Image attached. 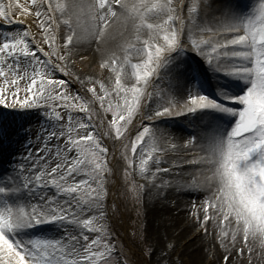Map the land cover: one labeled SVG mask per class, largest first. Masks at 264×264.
Wrapping results in <instances>:
<instances>
[{
    "label": "snow or ice",
    "instance_id": "1",
    "mask_svg": "<svg viewBox=\"0 0 264 264\" xmlns=\"http://www.w3.org/2000/svg\"><path fill=\"white\" fill-rule=\"evenodd\" d=\"M117 22L131 25L142 59L129 77L111 54L100 65L117 72L109 89L73 71L72 57ZM197 56L226 78L214 96L200 90ZM33 108L42 119L0 165V264H163L174 242L153 260L159 241L124 244L111 224L110 195L115 214L149 187L137 170L164 199L172 188L195 196L188 215L222 264L264 260V0L246 12L225 0H0V109ZM174 117L188 127L157 123ZM180 151L195 173L166 159Z\"/></svg>",
    "mask_w": 264,
    "mask_h": 264
},
{
    "label": "bare ground",
    "instance_id": "2",
    "mask_svg": "<svg viewBox=\"0 0 264 264\" xmlns=\"http://www.w3.org/2000/svg\"><path fill=\"white\" fill-rule=\"evenodd\" d=\"M226 4L232 5L236 10L241 12H246L249 10V8L252 5V0H225ZM108 35L104 38H93L91 40H82L74 49V54L72 59H75V67L81 69L84 72H93V75H97L102 73L99 70H95L93 67H95V61H97L100 57L107 54L108 49H117L119 46V43L123 40H125L129 35L133 32V29L130 24H124L123 22H117L112 24V26L107 30ZM135 42H131L129 44L123 45V53L121 54L119 51V55L123 56L124 63H126V59L130 58L132 54V45H134ZM136 52V51H135ZM134 52V53H135ZM81 56L83 59H81ZM94 62V63H93ZM107 71L110 70V68L106 69ZM85 74V73H84ZM87 74V73H86ZM226 78L218 76L216 80L214 81L213 87L221 82L225 81ZM205 88H207L205 86ZM213 91V89H212ZM215 94V91H213ZM190 117H182L183 121H188ZM1 122V120H0ZM163 124H170V123H161ZM3 125V123H2ZM170 127L173 131H177L180 128L176 125H170ZM25 132L18 133L16 131H13L12 133V139H14L13 149L6 148L4 146L0 145V165L7 167L8 164L12 161V159L15 157L13 154L14 152L18 153L22 150V135ZM177 136L181 135L180 133H176ZM182 141V140H180ZM25 142V141H24ZM196 171V165L185 168L184 169V175L187 176L188 173H195ZM174 176L176 173L173 174ZM168 192H170V195H168L167 199L163 198V195H160L157 193V190L155 188H152L151 195H153L154 202L152 204V210L150 211L152 214V219L149 217L152 222H157L158 227L162 225L163 227H170L175 224H180V226L183 227V230H189L193 233V237L195 239L190 241L189 245L186 246V248L182 251V261L183 264H195L198 258L202 255L203 252L208 247H212L215 245L217 250L220 253H223V249L219 246V244L216 243V241L210 237L202 235H197V228L194 222V219L188 215L187 212V205L188 202H190L191 197L187 194H185L184 191H177L175 188L168 189ZM157 194V196H156ZM191 209V207H190ZM193 225V229L191 231V227ZM153 226V225H152ZM156 229L153 228L154 233L159 240L161 237V226ZM166 233L170 234L168 228L166 229ZM182 234V233H181ZM180 233L178 234V237L180 238L182 235ZM191 233H188L183 237L182 239H187ZM197 237V238H196ZM188 244V243H187ZM247 254V253H246ZM175 263V262H174ZM173 261H169V264H174ZM255 264H264V260H261L259 257L255 261Z\"/></svg>",
    "mask_w": 264,
    "mask_h": 264
},
{
    "label": "rangeland",
    "instance_id": "3",
    "mask_svg": "<svg viewBox=\"0 0 264 264\" xmlns=\"http://www.w3.org/2000/svg\"><path fill=\"white\" fill-rule=\"evenodd\" d=\"M7 2V0H6ZM23 2V0H22ZM55 3H64V0H54ZM9 26L5 25V28H7ZM17 28H19V26H16ZM131 42H135L134 45H136V47H140V43H137L136 39H135V32L133 30V32L129 35V37H127L125 40L121 41L119 43V46L117 47V49L113 50V49H108V52L106 55L100 57L97 61H95V67H93L95 70H99L102 73L97 74V75H93V72H84L79 68L75 67V59H72L73 63H74V68H72L73 71L80 73V74H84L87 73L89 76H91L92 78H94L97 81H103L105 83V86L109 87V89L114 88L115 85V78L117 75V72L112 71V69L110 68V70H106L107 68H101L100 65L111 55V54H115L116 57H119L121 64H123L125 66V73L130 77V73H129V66L128 64L130 63L131 60H133L135 63H138L142 57L137 54V52H135V48H133L132 50V54L130 56V58L128 59V61L126 63H124L123 60V56H121V54L123 53L124 49L122 48L123 45L125 44H129ZM120 51V55L118 54ZM135 52V53H134ZM198 58V57H196ZM200 60V59H199ZM70 67H72L70 65ZM213 76L215 78H217L218 76H220V74H214L212 73ZM222 77V76H221ZM98 90H99V85L97 86ZM112 104L113 107H115L116 103L118 102V99L115 97V94H113V98H112ZM122 103V101H119ZM0 110H5L8 115L5 116L3 114H0L1 117H3L6 121H8L11 117L13 118L12 122L3 129V131H0V144H7L9 145L12 149H13V142L14 139H12V133L13 131L18 132L19 134L21 132H25L26 129H28L29 127L35 128V126L37 125V123L39 122V120L42 119V114L41 111L39 109H30L27 110L26 112L20 110V111H9L7 109H0ZM107 120L111 119V113L107 114ZM186 122V121H184ZM97 123V122H95ZM136 124H139V118H137V120L135 121ZM187 123V122H186ZM159 124H161V122H159ZM82 131V130H81ZM99 131L103 132L104 129L101 127L99 129ZM186 138V137H185ZM23 141V139H22ZM179 143L181 144V146L183 145V140L179 141ZM119 147H117V159H119V152L123 151L124 149L121 147V145L118 143L117 144ZM169 144H165L164 147H168ZM149 149V146H146ZM111 150V149H110ZM22 151V150H21ZM20 151V152H21ZM129 154L131 152L130 150V144H129ZM146 151V148H145ZM19 152V153H20ZM183 151H180L179 153H177V157L173 158L171 155V157L173 158L172 160H179L181 163H185L187 164V162H185V157H183ZM175 155V156H176ZM111 158V157H110ZM168 162H172V160L170 158H168ZM187 159H191V157H187ZM194 166V164L189 163V166H186L185 168H189ZM184 168V169H185ZM175 172H173L174 174ZM118 174H122L123 175V170L117 166L116 167V176L118 177ZM136 179H142L138 173L137 170V174H136ZM149 184V187L146 191H143L142 193V199H141V222H142V232H143V236L146 234L149 239L153 242L159 241V246L157 248L156 251V255L153 257V260H157L160 258L161 255V249H163L166 245V243L168 241L174 242L175 243V251L172 252L170 254V257L168 258L167 261L163 262V264H169V261H173L174 264H183L182 261V254H183V250L186 248L187 245H189L190 243L186 244V242H183V246H181L182 243V238L185 237V235H187L188 233H191V235L187 238V240L190 242L193 238V240L195 239V237H193V233L190 232L189 230H183V227L180 226V224H175L172 225L170 227H163L161 226V237L158 240L155 233H154V229H156L158 227V223L157 222H152V220L149 219L148 216H150V218L152 219V214H151V210H152V204L154 202L155 197H153V195H151L152 192V187L150 186V182L146 181L144 184ZM111 191H115V189H111ZM160 195H162V190L160 192H157ZM168 195H170V192H168ZM157 196V194H156ZM113 201L112 196L110 195V197L108 198L107 204L109 205L110 201ZM196 202L195 196L191 197L190 202H188V205L186 207L187 212L189 213V211H191L192 209H190V207L192 206L193 203ZM140 210V209H139ZM109 215H110V209H109ZM111 224H112V220H111ZM153 225V226H152ZM159 226V227H160ZM115 230L117 232V230H119V241L124 243V244H128L131 245L129 242V236H131L133 233L136 234L137 231H135V228L133 226V222L131 224H128L127 222L123 221L122 224H118L117 226L114 225ZM158 227V229H159ZM145 228H146V232H145ZM168 228L170 234L166 233V229ZM197 228V235H202L203 232L202 230ZM193 229V225L191 227V231ZM211 231V229H210ZM181 234L182 236L179 238L178 234ZM142 236V237H143ZM197 238V237H196ZM186 244V245H185ZM224 253H220L216 247L212 246V247H208L205 252L202 253V255L198 258V260L196 261L195 264H222V257H223ZM131 264V262H130Z\"/></svg>",
    "mask_w": 264,
    "mask_h": 264
}]
</instances>
